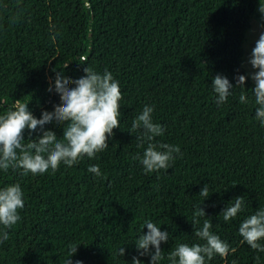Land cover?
Here are the masks:
<instances>
[{
  "label": "trees",
  "instance_id": "obj_1",
  "mask_svg": "<svg viewBox=\"0 0 264 264\" xmlns=\"http://www.w3.org/2000/svg\"><path fill=\"white\" fill-rule=\"evenodd\" d=\"M258 7L259 0H0V115L17 99L30 102L38 119L53 111L60 103L57 71L75 80L87 66L107 69L123 94L120 128L95 158L42 175L0 170V188L20 184L25 201L20 221L0 226L9 235L0 244V264H65L69 244L79 245L73 264H132L134 256L150 264L134 243L148 231L145 220L169 232L161 244V264H168L178 244L203 243L194 232L204 219L236 249L208 264H264V253L241 243L238 232L264 207V126L255 119V84L242 68V45ZM217 74L234 86L219 106L212 87ZM239 75L247 77L244 89L236 86ZM241 91L247 104L239 101ZM145 105L154 106V122L165 127L156 142L183 153L167 171L145 173L133 159L146 148L129 133ZM44 127L62 137L63 125ZM24 136L27 143V130ZM92 165L101 176L88 171ZM205 184L206 200L199 195ZM239 196L244 211L225 222L221 212ZM200 206L207 217L193 227Z\"/></svg>",
  "mask_w": 264,
  "mask_h": 264
},
{
  "label": "clouds",
  "instance_id": "obj_2",
  "mask_svg": "<svg viewBox=\"0 0 264 264\" xmlns=\"http://www.w3.org/2000/svg\"><path fill=\"white\" fill-rule=\"evenodd\" d=\"M259 12L264 15V0H259ZM54 39V37H53ZM253 69L251 74L255 81L252 89L254 96L255 119L264 126V31L252 49L249 60ZM67 67V64L64 66ZM84 75L78 79H71L57 71L55 76V92L59 94L60 103L54 105V110L43 111L41 118H36L28 105L17 99L15 103L0 115V170L7 172L9 168L22 169L23 175H42L49 170L56 172L61 164L72 167L83 158L93 159L97 153L103 152L109 146V139L114 135V129L120 128L121 105L123 94L119 81L107 69L103 73L87 66L83 69ZM247 77L239 75L236 86L244 85ZM235 86V87H236ZM212 87L217 94L216 103L222 105L232 95L234 89L229 79L217 74L213 78ZM49 92L53 91L50 86ZM239 101L247 104L248 98L241 91ZM154 106L145 105L142 111L133 119L131 134L136 133L138 147H144L143 154L137 153L133 159L139 160L145 173L167 171L174 163L177 155L182 156L180 147L168 143L156 142L162 137L165 127L153 120ZM55 121L63 125L62 137L56 132L46 130L45 125ZM39 129L35 138L31 133ZM29 138L25 143V131ZM90 173L101 176L99 165L88 168ZM235 185V184H234ZM233 185V186H234ZM200 196L206 200L209 197L207 184L201 189ZM25 206L24 192L20 184H10L0 188V226L10 229L20 221V210ZM245 199L243 196L234 198L221 212L223 220L228 222L244 211ZM191 223L193 227L200 223L199 217H207L205 210L200 206L193 213ZM146 233H141L134 241L140 256H149L150 264H161L165 259L162 243L169 240V232L161 231L160 227L151 220H145ZM210 219H204L203 225L196 228L194 235L203 243L178 244L167 255L168 264H208L215 256L226 258L229 252L235 253L228 242L221 239L212 230ZM238 232L242 237L241 243H246L251 249L264 253V207L257 209L254 214L247 216L240 224ZM9 239L7 231H0V244ZM77 244L67 246V260L65 264H73L72 257L78 251ZM118 255H125V247L118 250ZM259 260V256H257ZM75 264H83L76 260ZM132 264H141V260L133 257ZM235 264V261L232 262Z\"/></svg>",
  "mask_w": 264,
  "mask_h": 264
},
{
  "label": "rangeland",
  "instance_id": "obj_3",
  "mask_svg": "<svg viewBox=\"0 0 264 264\" xmlns=\"http://www.w3.org/2000/svg\"><path fill=\"white\" fill-rule=\"evenodd\" d=\"M259 7L256 10V15L251 19L250 28L245 34V39L243 42V62L242 68L245 74L249 79L255 84V81L252 79L251 74L257 71L253 69L249 60L251 58L252 49L255 47V43L259 38L261 31H264V15L259 12ZM257 16V17H256Z\"/></svg>",
  "mask_w": 264,
  "mask_h": 264
}]
</instances>
